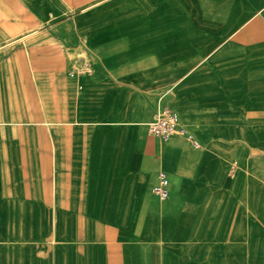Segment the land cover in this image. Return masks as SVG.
<instances>
[{"label":"crops","instance_id":"crops-1","mask_svg":"<svg viewBox=\"0 0 264 264\" xmlns=\"http://www.w3.org/2000/svg\"><path fill=\"white\" fill-rule=\"evenodd\" d=\"M0 264H264V0H0Z\"/></svg>","mask_w":264,"mask_h":264},{"label":"built area","instance_id":"built-area-1","mask_svg":"<svg viewBox=\"0 0 264 264\" xmlns=\"http://www.w3.org/2000/svg\"><path fill=\"white\" fill-rule=\"evenodd\" d=\"M149 132L151 135L161 140H168L173 135L179 134L185 137L194 146H199V143L194 136L181 125L178 113L169 107L163 108L155 115L149 125ZM153 191L161 199L168 197L169 179L166 172L159 173L158 182Z\"/></svg>","mask_w":264,"mask_h":264},{"label":"rangeland","instance_id":"rangeland-1","mask_svg":"<svg viewBox=\"0 0 264 264\" xmlns=\"http://www.w3.org/2000/svg\"><path fill=\"white\" fill-rule=\"evenodd\" d=\"M89 68H84L83 70L81 69V70H79V69H77V71H79V73H83V74H85V73H90V69H91V67L90 66H88Z\"/></svg>","mask_w":264,"mask_h":264},{"label":"bare ground","instance_id":"bare-ground-1","mask_svg":"<svg viewBox=\"0 0 264 264\" xmlns=\"http://www.w3.org/2000/svg\"><path fill=\"white\" fill-rule=\"evenodd\" d=\"M166 141V140H165Z\"/></svg>","mask_w":264,"mask_h":264}]
</instances>
